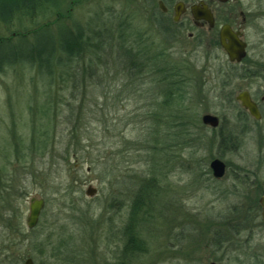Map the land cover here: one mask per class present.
Returning a JSON list of instances; mask_svg holds the SVG:
<instances>
[{"label": "rangeland", "instance_id": "1", "mask_svg": "<svg viewBox=\"0 0 264 264\" xmlns=\"http://www.w3.org/2000/svg\"><path fill=\"white\" fill-rule=\"evenodd\" d=\"M75 25L107 47L57 70L45 127L40 86L49 70L39 77L28 57ZM187 36L165 39L127 0H57L35 17L0 22V176L11 198L0 201V264H24L21 254L36 264H264V108L239 125L241 108L221 85L225 56ZM133 44L181 64L180 94L167 97L173 79L161 60L144 55L143 66L122 54ZM205 114L219 118L218 129ZM216 158L226 163L220 178L210 168ZM33 198L45 207L29 228ZM134 236L147 250L128 248Z\"/></svg>", "mask_w": 264, "mask_h": 264}, {"label": "flooded vegetation", "instance_id": "2", "mask_svg": "<svg viewBox=\"0 0 264 264\" xmlns=\"http://www.w3.org/2000/svg\"><path fill=\"white\" fill-rule=\"evenodd\" d=\"M127 1L143 12V17L156 20L165 39L181 38L187 32V40L194 42L195 48L207 44L211 49H219L225 56L220 67L224 97L228 102L233 96L239 104V125L247 117L261 119L264 108V95H261L264 84V0ZM127 17L134 16L127 13ZM230 51L237 52L240 60L231 59ZM166 60L169 62V55ZM170 63L181 65L174 61ZM239 80L243 83L237 84ZM255 84L257 90L253 91ZM241 96L256 104L259 119L243 105Z\"/></svg>", "mask_w": 264, "mask_h": 264}, {"label": "trees", "instance_id": "3", "mask_svg": "<svg viewBox=\"0 0 264 264\" xmlns=\"http://www.w3.org/2000/svg\"><path fill=\"white\" fill-rule=\"evenodd\" d=\"M57 0H0V22L1 23H9L13 21L16 17H35L41 12H46L49 11L54 7L56 4ZM62 16H58L57 19H61ZM57 20V21H59ZM49 25H44L42 29H38L39 31L41 30H48ZM126 30V24L121 25V29ZM67 29V30H66ZM38 30H33L32 33L39 32ZM124 34V35H123ZM120 37H118V40L120 42L125 41L126 34L121 31ZM97 36L94 35V33H86L84 28L81 26H73L72 28H62L58 31L56 34H50L48 36V40L46 42L41 43L39 48L41 50L37 51L36 56L31 55L28 57L29 61H31V64L36 67L37 74L40 77V74L43 73L44 69H48L47 76L50 77L51 81L47 82L45 79H42V84L40 88L43 89L42 93L46 99L41 100L39 102L40 104V113L41 116V125L42 126H49L51 123V109L53 106L51 105L52 99V91L54 88V80L56 79V74L57 70L60 68H64V66L68 65V67L71 66L72 63L76 61H81L84 60V55L88 52L90 55L92 54L93 58L96 55L97 49L103 50L107 47V43L100 42L98 44L97 42ZM127 42H130L128 40ZM134 43L137 42V40L133 41ZM7 45V44H5ZM3 43H0V57H2V49L5 47ZM14 46V45H10ZM44 48H46L44 50ZM137 48V52L134 50ZM141 46H136L135 44L131 45L127 49L122 50V54L126 57L130 56L131 61L133 64L137 63V57L140 56L139 58L142 59V64L144 66L145 63V58L144 55H147L149 59V64L154 63L153 58H156L157 61H162V67L160 68L161 73H165V80L173 79L171 81L172 89H170L166 95L167 97H173L175 98L176 95L180 94V88L183 87L185 81H179V79L182 77V74L179 72L180 67L172 65L170 62L166 60V57L168 56L165 52H157V53H149L145 51L142 53L141 52ZM122 49V48H120ZM140 52V53H138ZM149 55V56H148ZM83 57V58H82ZM86 58V57H85ZM92 58V57H91ZM2 59V58H1ZM164 63V64H163ZM15 64V63H14ZM12 65V63H11ZM90 66V65H89ZM5 65H3V62L0 60V71H3ZM13 67V66H12ZM91 68V67H89ZM89 68H87L85 71H89ZM61 74V73H60ZM60 78V76L58 75ZM68 78H72V75L70 72L68 73ZM183 84V85H181ZM167 90V89H166ZM48 132H45L41 134V137L47 138ZM45 135V136H42ZM48 142L47 139L41 140L39 142V147L45 149L46 143ZM44 143V145H43ZM33 149V148H32ZM6 154H11L10 150L5 151ZM9 158V156H8ZM4 179L3 176H0V201L3 202L5 201V204L8 205L9 199H11L10 192H8V189H6L5 184L3 183ZM6 189V191H4ZM142 194L144 195L145 198H149L152 196V189H150L148 186H143L141 189ZM5 205V206H6ZM128 248L131 247V250L135 249V247L141 248L142 250H147L146 243H142L140 245L138 243L137 238L134 236L131 238L130 244L127 245ZM26 256V254H21L20 255V261H23V259Z\"/></svg>", "mask_w": 264, "mask_h": 264}, {"label": "water", "instance_id": "4", "mask_svg": "<svg viewBox=\"0 0 264 264\" xmlns=\"http://www.w3.org/2000/svg\"><path fill=\"white\" fill-rule=\"evenodd\" d=\"M229 55L231 59H238L240 60V56L237 52H229ZM243 105L250 111V113L256 117L260 118V114L258 111V108L254 102H252L250 99L241 96L240 97ZM203 123L211 125L212 127H217L219 125V118L212 114H205L202 118ZM210 168L213 172V175L217 178H220L225 175L226 173V164L221 159H213L210 163ZM96 188L93 186H89L87 189V195L93 196L96 193ZM260 204L262 207V219L264 221V195L260 198ZM45 207V200L44 199H36L33 198L30 202V213L27 218V224L29 228H34L39 223L41 212L43 211ZM24 264H36L34 259L32 257H27L24 261Z\"/></svg>", "mask_w": 264, "mask_h": 264}]
</instances>
